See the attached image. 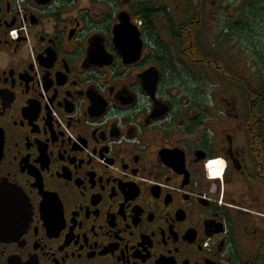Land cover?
<instances>
[{
	"label": "flooded vegetation",
	"instance_id": "1",
	"mask_svg": "<svg viewBox=\"0 0 264 264\" xmlns=\"http://www.w3.org/2000/svg\"><path fill=\"white\" fill-rule=\"evenodd\" d=\"M172 2L0 0V264H264V0Z\"/></svg>",
	"mask_w": 264,
	"mask_h": 264
},
{
	"label": "rangeland",
	"instance_id": "2",
	"mask_svg": "<svg viewBox=\"0 0 264 264\" xmlns=\"http://www.w3.org/2000/svg\"><path fill=\"white\" fill-rule=\"evenodd\" d=\"M165 3H167L168 6H172V11H176V9H174V3L172 2L173 0H163ZM176 13V12H175ZM176 21L178 24H180L181 22H183V17L180 13H176ZM209 21L206 22V27L203 30V40L205 41V43L203 45H205V48L207 50H209L210 55L212 56H217V57H223L222 54H224V50L229 47L226 46V48H224L225 46V42L223 43L221 40H219L220 38V33H219V29H220V25H221V18L220 15L218 14V18H215L213 16H209ZM222 17V15H221ZM166 40H168L167 35H164ZM218 40V41H217ZM169 41V40H168ZM230 43V42H229ZM232 46V43H231ZM234 48L238 47V43L235 42ZM230 49V48H229ZM232 51V50H231ZM208 53V51H207ZM221 65V62L219 63ZM198 73H202L201 71H199ZM202 76V75H201ZM208 75L205 76V79L203 81V83H206L207 85H211V87H213L215 85V83L217 84V81H211ZM218 80V79H217ZM213 84H211V83ZM219 82V80H218Z\"/></svg>",
	"mask_w": 264,
	"mask_h": 264
},
{
	"label": "trees",
	"instance_id": "3",
	"mask_svg": "<svg viewBox=\"0 0 264 264\" xmlns=\"http://www.w3.org/2000/svg\"><path fill=\"white\" fill-rule=\"evenodd\" d=\"M162 11H164L165 13H167L168 10H166L164 7L162 8ZM170 14V13H169ZM171 15V14H170ZM170 21H171V16H170ZM172 24H173V28H175L173 35L175 36V40L174 43H179L182 47H184L183 45L188 44L190 41L189 38V34H187V32L183 31V27H178L179 25H177L176 23L173 22L172 20ZM183 26V25H182ZM198 31H199V27H197ZM197 31V33H198ZM221 37V34H220ZM197 40L199 41V37L197 36ZM199 43V42H198ZM199 45V44H198ZM181 48V47H180ZM200 48L202 50V46L200 45ZM200 50V49H199ZM209 55V54H208ZM211 56V55H210ZM176 69V67H174Z\"/></svg>",
	"mask_w": 264,
	"mask_h": 264
},
{
	"label": "built area",
	"instance_id": "4",
	"mask_svg": "<svg viewBox=\"0 0 264 264\" xmlns=\"http://www.w3.org/2000/svg\"><path fill=\"white\" fill-rule=\"evenodd\" d=\"M19 4V6H20V2H18ZM11 37L13 38V39H17L18 38V31H16V30H12V32H11Z\"/></svg>",
	"mask_w": 264,
	"mask_h": 264
},
{
	"label": "water",
	"instance_id": "5",
	"mask_svg": "<svg viewBox=\"0 0 264 264\" xmlns=\"http://www.w3.org/2000/svg\"><path fill=\"white\" fill-rule=\"evenodd\" d=\"M123 54H125V53H123ZM125 55H126V54H125ZM125 55H124V56H125Z\"/></svg>",
	"mask_w": 264,
	"mask_h": 264
}]
</instances>
